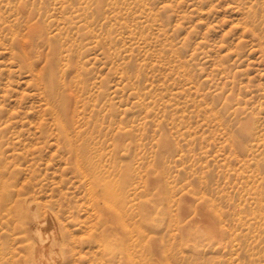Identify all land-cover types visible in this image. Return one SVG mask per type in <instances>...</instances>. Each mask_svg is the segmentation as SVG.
I'll list each match as a JSON object with an SVG mask.
<instances>
[{
  "label": "rangeland",
  "instance_id": "obj_1",
  "mask_svg": "<svg viewBox=\"0 0 264 264\" xmlns=\"http://www.w3.org/2000/svg\"><path fill=\"white\" fill-rule=\"evenodd\" d=\"M34 214L52 264H264V0H0V264Z\"/></svg>",
  "mask_w": 264,
  "mask_h": 264
},
{
  "label": "bare ground",
  "instance_id": "obj_2",
  "mask_svg": "<svg viewBox=\"0 0 264 264\" xmlns=\"http://www.w3.org/2000/svg\"><path fill=\"white\" fill-rule=\"evenodd\" d=\"M111 185H112V187L116 186V184L109 183L108 181H106V183H105L106 188L108 186H109L108 188H110ZM115 208H118V207H115ZM120 210H121V208H120ZM120 210L118 211L119 213H120ZM121 213H122V210H121ZM45 223H46V221H41L40 216H38L37 214H34V215L31 216V225L33 226L32 229L34 228V230H33L34 231V238H36L34 240H37V242H35V243H37V248H36L37 249V251H36L37 254H36V257H35L37 264H52L51 262H49V259H48L49 255H50V252H51V247H50L51 243L48 240V237L45 235L46 234V230L44 228V224Z\"/></svg>",
  "mask_w": 264,
  "mask_h": 264
}]
</instances>
